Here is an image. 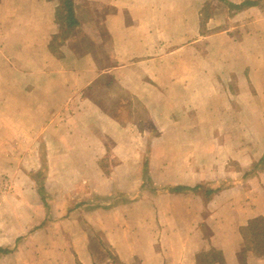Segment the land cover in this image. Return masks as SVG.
<instances>
[{
  "label": "crops",
  "instance_id": "obj_1",
  "mask_svg": "<svg viewBox=\"0 0 264 264\" xmlns=\"http://www.w3.org/2000/svg\"><path fill=\"white\" fill-rule=\"evenodd\" d=\"M211 2L73 0L54 52L60 0L0 1V264H264V0L201 35Z\"/></svg>",
  "mask_w": 264,
  "mask_h": 264
},
{
  "label": "trees",
  "instance_id": "obj_2",
  "mask_svg": "<svg viewBox=\"0 0 264 264\" xmlns=\"http://www.w3.org/2000/svg\"><path fill=\"white\" fill-rule=\"evenodd\" d=\"M224 4H227L229 9L232 11H241L244 9H247L249 7L259 6L262 0H245L239 5L231 4L226 0H218ZM208 4L205 5V7L202 9V13L206 11ZM211 17L210 14H207L205 18H203L201 22V27H204V24L206 21ZM57 22L59 23L61 27L60 34L53 37V40L51 42V49L54 52H57L56 46L58 44H63L64 41L68 38L69 35H71L73 29L78 25L77 20L75 19V13H74V4L73 0H60L59 7L57 9ZM60 41H57V40ZM264 166V156L263 158L253 165L254 169H257L258 167ZM222 188H216L212 189L205 185H199L194 188H187V187H172L168 189V192L170 193H184V192H199L202 193L203 196L206 198H209L211 195L217 193ZM251 234L252 240L249 242L247 240L248 236ZM245 235V243L244 248L248 247L249 243L253 245L254 253L259 257H264V218H257L252 220L248 228L244 231ZM247 237V238H246ZM249 242V243H248ZM9 250L0 248V254H6ZM245 252L244 250L239 253L238 260L241 264H245ZM111 260L114 264H119L117 259L115 257H111ZM198 263L199 264H213V263H224V259L221 256V253L216 250H212L209 252H203L199 254L198 256Z\"/></svg>",
  "mask_w": 264,
  "mask_h": 264
},
{
  "label": "rangeland",
  "instance_id": "obj_3",
  "mask_svg": "<svg viewBox=\"0 0 264 264\" xmlns=\"http://www.w3.org/2000/svg\"><path fill=\"white\" fill-rule=\"evenodd\" d=\"M205 5H204V7H205ZM200 13L201 14H199V16H200L201 20H200V22H198V25H199V33L201 35H202V33H208V35H210V34H213L217 31H220L223 28H228V27L234 26L233 24H235L234 12L229 9L227 4H224V3L219 4L217 2L216 3L211 2V4L207 6L206 11H204L202 13V10H201ZM207 14H210L211 17L206 21V23L204 24V27L202 28L201 22ZM245 26H241L238 29H234L233 31H231L232 32L231 34L235 35L236 32H240L241 30L242 31L245 30ZM97 29H98V33H102V32L105 33V31L103 30V27L100 26V22H98ZM79 32L80 33L77 34V40L80 44V47H81V45L91 46V42L87 41L85 33L83 31H79ZM108 43H109V39L105 38L103 45L101 44L99 46V48L102 46H103V48H108ZM109 56H110V54H108V53L107 54L106 53H104V54L98 53L96 55L97 62L99 64L109 62V64H110V62L112 60H111V58H109ZM107 105H108L107 108L109 109V111H113V110L115 111L116 108H114L115 106L113 105V102H109ZM125 105L126 104H124V106ZM133 112L135 113L136 109ZM143 124H145V122L140 123L141 128L144 126ZM148 125L151 126L150 124H148V122H146V126H148ZM233 167L236 170H239V167H237V166H233ZM7 168H8V165H6L4 163V161L0 162V204L10 203L8 201L9 198L7 200H5L6 197L3 195V192L7 191V184H6L7 181L5 182V178H7V176H6L7 175V173H6ZM252 169H253V166H251L249 170L242 172V174L244 175L247 172L251 171ZM132 264H139V263L133 262Z\"/></svg>",
  "mask_w": 264,
  "mask_h": 264
}]
</instances>
